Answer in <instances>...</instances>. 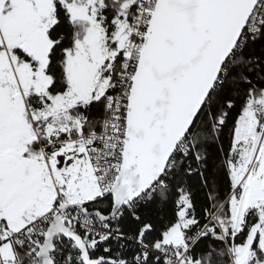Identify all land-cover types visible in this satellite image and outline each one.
<instances>
[{
    "label": "snow or ice",
    "instance_id": "1",
    "mask_svg": "<svg viewBox=\"0 0 264 264\" xmlns=\"http://www.w3.org/2000/svg\"><path fill=\"white\" fill-rule=\"evenodd\" d=\"M0 264H264V0H0Z\"/></svg>",
    "mask_w": 264,
    "mask_h": 264
}]
</instances>
